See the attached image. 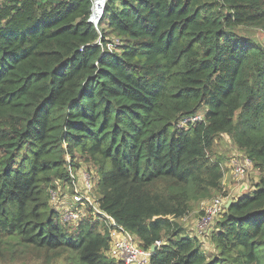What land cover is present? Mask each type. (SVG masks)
Here are the masks:
<instances>
[{
  "label": "trees",
  "instance_id": "trees-1",
  "mask_svg": "<svg viewBox=\"0 0 264 264\" xmlns=\"http://www.w3.org/2000/svg\"><path fill=\"white\" fill-rule=\"evenodd\" d=\"M92 3L0 0V264H121L109 220L51 203L83 165L99 209L142 250L160 243L149 264H264V45L242 34L264 33V0H106L97 28ZM223 135L259 180L207 254L183 219L228 196Z\"/></svg>",
  "mask_w": 264,
  "mask_h": 264
},
{
  "label": "built area",
  "instance_id": "built-area-1",
  "mask_svg": "<svg viewBox=\"0 0 264 264\" xmlns=\"http://www.w3.org/2000/svg\"><path fill=\"white\" fill-rule=\"evenodd\" d=\"M91 14L88 19V23L97 28L98 24L103 16L99 10L104 11V0H92ZM97 2H101L100 8L97 10ZM106 2V0H105ZM97 14V15H96ZM203 116L196 115L193 117L184 118L180 121L179 127H187L190 124L202 121ZM253 168L252 162L240 153H237L235 157L231 160L230 173L233 180H239L244 178L246 174ZM83 175V176H82ZM82 181L79 182L76 179L72 182V192L70 195L69 205L62 208L66 202H61V209L58 210V206L55 208L63 221L67 223H77L84 216H86L87 207L92 208V214L94 219L98 220H109V236H110V247L108 255L120 262L121 264H149L150 256L153 251L142 250L139 248L137 241L132 235H129L122 229H120L112 218L103 213L97 204L95 196L93 194V183L91 176L86 173H81ZM60 188V186H57ZM51 203L57 205L59 202L57 190H51ZM228 201L227 197L218 196L210 201L204 202L202 208V215L196 221V234H194L198 239L200 237L209 235L215 221L222 214L225 204ZM56 203V204H55ZM97 216V217H96ZM192 235V234H191ZM160 245L159 242L156 243L155 247Z\"/></svg>",
  "mask_w": 264,
  "mask_h": 264
},
{
  "label": "rangeland",
  "instance_id": "rangeland-1",
  "mask_svg": "<svg viewBox=\"0 0 264 264\" xmlns=\"http://www.w3.org/2000/svg\"><path fill=\"white\" fill-rule=\"evenodd\" d=\"M97 4H98V2H97ZM96 9H97V6H96ZM240 33H242V32H240ZM242 34L243 35L245 34L246 36H251L254 39H257L260 43H262L264 45V33L261 32L260 30L250 29L249 31H247V30L243 31ZM108 40L110 43H108L107 46L110 49H113V48L120 45L119 41L113 37H110ZM199 114L201 116L204 115L203 111H200ZM237 153H239L238 150L236 149V147L234 146L232 141L225 135L221 136L216 141V143L214 145V149H213L214 159L221 161V163L226 164V163L230 162L233 159V157H235V155H237ZM223 168H224V166H223ZM92 172L93 171L90 170L87 165H83L80 167L78 174L76 173L77 174L76 180L81 182L82 176H83V175L79 176L81 173L82 174L86 173L88 175H92ZM229 175L231 177V173ZM258 177H259L258 172L254 168H252L251 170H249V172L246 174V176L244 178H240L239 180H233V179L230 180L229 179L230 180L229 188L224 187V191H226L227 195H228V200L229 199H237L239 194H242L243 192H245V190L247 189V186L249 187L248 189L254 187L255 183L258 182V180H259ZM243 188L245 190H243ZM56 189H58L57 192H58L59 202L57 205H54V207L56 208L58 206L59 208H57V209L60 210L62 207V205L60 204L61 202H63V203L66 202V204H64L62 208H65L67 205L70 204L69 201H70L71 192L68 190V188H61V187L57 188L56 187ZM196 215H197V217L195 218V221H197L198 218L202 215V207L200 208V211L196 213ZM185 223H187V222H185ZM188 228L190 230H188ZM187 231L189 234H192L193 236H195L194 234H196V222H195V224H193V226H188ZM199 240L203 243V247L206 250L207 254H212L213 253V247L210 243L209 236L208 235L202 236V237H200ZM18 264H23V262H20ZM53 264H78V262H77L74 255L69 254L67 256L64 255L61 258L55 260Z\"/></svg>",
  "mask_w": 264,
  "mask_h": 264
},
{
  "label": "crops",
  "instance_id": "crops-1",
  "mask_svg": "<svg viewBox=\"0 0 264 264\" xmlns=\"http://www.w3.org/2000/svg\"><path fill=\"white\" fill-rule=\"evenodd\" d=\"M224 166V177H223V181H222V184L224 185V187H226V188H229V183H230V180H232V178L230 177V166H231V161L230 162H228V163H226V164H224V163H222V167ZM230 179V180H229ZM249 181V180H248ZM247 181V182H248ZM248 185V184H247ZM249 187L247 186V189L245 190L244 188H243V190H245V192H243L242 194H239V196L238 197H241V196H243V195H245V194H248V193H250L253 189H254V187H252V188H250V189H248ZM248 192V193H247ZM237 197V198H238ZM204 204L205 203H202V205H201V207L203 208V206H204ZM197 217V215H196V213L194 212V213H190L188 216H186L184 219H183V223H184V225H185V228H187L188 226H193V224H195V218ZM185 222H187V223H185ZM188 230H190L189 228H188ZM203 249H204V247H203ZM205 250V249H204ZM206 251V250H205Z\"/></svg>",
  "mask_w": 264,
  "mask_h": 264
},
{
  "label": "water",
  "instance_id": "water-1",
  "mask_svg": "<svg viewBox=\"0 0 264 264\" xmlns=\"http://www.w3.org/2000/svg\"><path fill=\"white\" fill-rule=\"evenodd\" d=\"M104 3H105V0H104ZM99 11H100V13L103 14V10H99ZM231 203H232V201H228V202L225 204V208H228V207L231 205ZM150 249H151V251H154V249H155V245H153Z\"/></svg>",
  "mask_w": 264,
  "mask_h": 264
},
{
  "label": "bare ground",
  "instance_id": "bare-ground-1",
  "mask_svg": "<svg viewBox=\"0 0 264 264\" xmlns=\"http://www.w3.org/2000/svg\"><path fill=\"white\" fill-rule=\"evenodd\" d=\"M101 2H98L97 4V10L100 8Z\"/></svg>",
  "mask_w": 264,
  "mask_h": 264
}]
</instances>
